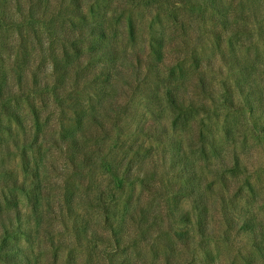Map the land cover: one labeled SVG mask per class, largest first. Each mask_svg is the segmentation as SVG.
Here are the masks:
<instances>
[{"label":"trees","instance_id":"16d2710c","mask_svg":"<svg viewBox=\"0 0 264 264\" xmlns=\"http://www.w3.org/2000/svg\"><path fill=\"white\" fill-rule=\"evenodd\" d=\"M83 1L0 0V114L13 118L19 126L9 139L0 140V154H9L11 147L17 149L23 170L32 160L42 157V164L50 167L61 159L67 169L80 177L92 178L96 170L102 171L93 199L102 211L104 226L109 217L113 221L106 239L96 230L90 232L96 235V241H112L115 248L118 240L114 227L118 231L132 229L143 233L158 225V218L168 223L171 218L192 221L198 236L194 244L203 254L196 264H220L203 244L213 233L207 196L212 186L190 183L194 161L184 146L185 136L177 141L172 134L176 125L187 118L189 110L198 109L196 96L212 98V86L203 73L187 76L182 65H168L162 44L154 49L150 43L141 54L127 48L120 50L116 42L119 35L130 40L137 31L131 10L157 8L164 0H134L140 4H131L133 7L123 8L124 12L123 4L106 7ZM208 1L225 31L230 19H240L236 11L225 9V4H230L228 0ZM108 11L110 23L106 21ZM115 14L125 16L127 26ZM228 37L232 51L235 49L232 36ZM218 54L223 65L242 70L238 52L227 55L220 49ZM189 60L196 68L201 64L196 55H190ZM204 62V69L210 70L209 59ZM140 72H145L150 80L153 74L156 77L165 74L160 92L169 122L156 118L149 103L145 107L149 119L142 122L127 119L132 107L128 90L133 87L129 79ZM189 88L193 96L186 95ZM236 89L242 91L241 84ZM222 99L230 103L234 100L229 94ZM130 131L145 138L156 137L160 153L153 154L143 146L133 148L125 138ZM210 146L213 149V144ZM33 169L39 172L38 166ZM176 172L185 173L184 179L189 184H182L181 188L168 185L166 181ZM17 185L12 188L23 187ZM135 185L139 193L147 192L159 200L155 216L150 212L152 207L139 200L133 203ZM181 195L189 198L188 210L178 208ZM69 197H65L66 203L71 201ZM78 201L91 206L86 198L84 202ZM72 209L67 204L64 211ZM21 215L15 202L12 210H0V264H31L20 237L16 236L12 242L5 238L8 230L21 223ZM71 232L76 238L86 235L87 239L85 226L73 227ZM188 235L177 234L181 244H192ZM104 259L112 263L110 253ZM165 264L175 263L167 256Z\"/></svg>","mask_w":264,"mask_h":264},{"label":"rangeland","instance_id":"374dc122","mask_svg":"<svg viewBox=\"0 0 264 264\" xmlns=\"http://www.w3.org/2000/svg\"><path fill=\"white\" fill-rule=\"evenodd\" d=\"M228 1L230 4L227 2L225 9L234 10L240 16L238 20L228 21V31L218 23L208 0H164L157 8L131 10V20L137 25L136 34L130 40L120 34L116 42L120 50L127 48L140 54L150 43L154 49L162 44L168 65H182L187 76L192 73L206 75L214 90L212 98L196 96L198 109L189 110L187 118L179 122L172 132L177 141L185 136L184 146L194 161V176L190 183L212 186L207 196L213 233L203 244L217 263L262 264L264 0ZM83 2L106 7L123 4L121 11L123 8L131 9V4H140L134 0ZM115 16L127 26L125 16ZM106 21L110 23V11ZM228 36H232V48L233 44L235 47L232 51L227 43ZM220 49L227 55L238 52L243 62L242 70L233 65H223L218 57ZM190 55L198 56L199 67L191 63ZM206 59H209L207 67L210 70L204 69ZM149 78L145 72H140L129 79L133 87L128 90L127 98L132 107L127 119L136 122L146 120L145 107L149 103L156 118L169 122L160 92L162 78L166 76L164 73L160 77L153 74L152 79ZM237 84H241L242 91L236 89ZM190 90H185L186 95L193 96ZM224 94L233 96L234 100L231 103L225 101L222 99ZM249 104H252L251 109ZM21 106L24 108L23 103ZM16 130H19L18 123L0 114V140L9 139ZM125 138L133 148L143 146L153 154L161 151L156 137L145 138L130 131ZM161 139L165 140L164 137ZM35 166L39 167L37 173L33 169ZM101 173L96 170L92 178L80 177L67 169L61 159L50 167L42 164V157L32 160L23 170L17 149L11 147L9 154H0V210H12L15 202L23 217L20 224L7 231L5 238L12 242L19 236L31 264H165L167 256L175 264H196L203 258L194 244L198 236L192 221L180 222L171 218L172 222L168 223L158 218L160 223L143 233L132 229L118 231L114 227L118 240L115 248L112 241H96V235H90V232L96 230L106 236L113 221V217H109L104 226L102 211L93 199ZM173 176L166 181L168 185L181 188L182 184H189L184 179L185 173L176 172ZM15 184H23V187L12 188ZM133 194V203L139 200L144 206L152 207L150 212L155 216L159 200L147 192L139 193L136 185ZM68 196H71V201L66 203L65 197ZM85 198L91 206L78 201L84 202ZM67 204L73 208L68 213L64 211ZM178 206L182 211L190 208L187 195H181ZM79 226L88 229L87 239L86 235L76 238L71 232L73 227ZM179 232L189 234L192 244H181L182 239L177 237ZM106 253L111 254L112 263L104 259Z\"/></svg>","mask_w":264,"mask_h":264}]
</instances>
